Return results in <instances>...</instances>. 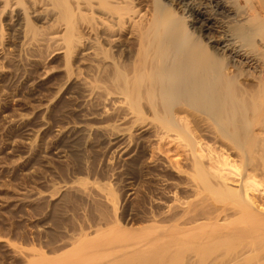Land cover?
Masks as SVG:
<instances>
[{"label": "bare ground", "instance_id": "bare-ground-1", "mask_svg": "<svg viewBox=\"0 0 264 264\" xmlns=\"http://www.w3.org/2000/svg\"><path fill=\"white\" fill-rule=\"evenodd\" d=\"M37 6L43 14H36ZM43 20L50 22L49 29L61 31L58 42L67 64L73 49L85 44V33L93 36V49H100L102 43L114 46V34L130 35L123 43L127 48L124 74L118 68L109 69L118 83L123 81L124 85L116 86L122 87L124 114L131 117L129 129L133 125L150 129L155 140L172 145L176 158L166 172L173 180L169 199L162 196L166 210L158 205L148 210L140 206L146 209H141L138 218L142 225L126 228L112 222L113 227L105 224L92 234L95 239L109 229L124 231L125 238L135 237L137 243L118 245L122 254L104 262L101 252L106 250V256L110 248L104 244L112 243L104 242V236V244L98 245L85 228L74 225L68 238L71 247L56 257L63 259L78 246H92L101 250L95 251L103 261L97 264H264V0H0V48L2 41L9 43L18 36L24 43L36 40L43 34L36 24ZM2 227L4 231L6 226ZM56 237L60 242L64 235ZM67 242L63 240L59 247ZM38 244L27 242L28 247L22 249L30 255L24 264H45L46 250ZM20 260L10 262L19 264ZM72 262L67 264L77 261Z\"/></svg>", "mask_w": 264, "mask_h": 264}, {"label": "rangeland", "instance_id": "rangeland-1", "mask_svg": "<svg viewBox=\"0 0 264 264\" xmlns=\"http://www.w3.org/2000/svg\"><path fill=\"white\" fill-rule=\"evenodd\" d=\"M225 5L223 4V6ZM36 9V14H43L42 7L37 6ZM145 10L146 8H143L142 11ZM224 12L232 16L228 9H224ZM11 23L13 20L8 21L9 26L13 25ZM49 23L47 20H43L42 23L37 22V31L42 30L44 35L39 32L41 35H37L34 38L36 40H26L27 44H25L23 39L18 36L9 43L7 40L2 41L3 47L1 45L2 49L0 48V230H2V232L0 231V264H12L10 261L13 259H21L20 261H23L19 264H24L30 257L28 253L22 251L23 248L28 247L27 242L28 244L35 243V245L39 242L43 244L39 243L38 246L46 250V258L49 260L46 259L45 264H67L69 260L71 263H73L72 260L77 261L76 264H97L107 258L110 260L106 261H111L113 255L115 258V255L118 256L119 252L123 251L118 249V245L137 243L138 240H135V237L134 240L125 238L124 231L118 233L113 229H109L110 232L106 230L103 234L94 236L96 238L93 239L92 234L95 232L93 230L104 227L105 224L113 227L115 222H118L122 227L125 225L126 228H134L133 226L137 227L143 224L138 220L142 210H148L155 205L161 206V210H163L167 202H164L162 196H168L169 199V190L173 183L166 172L171 170V164L176 158L173 156L172 145L168 144V141L155 140L150 129L142 128L141 125H135L136 127L133 125L132 129H129L131 117L129 119L124 114L122 87L120 89V86H116L123 81L118 83L117 79L113 78L116 76L113 71L119 69L124 74L125 47L123 43L124 38L130 37V35L114 34L112 35L116 41L114 46L102 43L100 49L98 47L93 49L90 42L93 36L84 32L85 44L73 49L68 60L69 68L63 53L64 50L59 47L61 45L58 39L61 31L58 28L55 30L56 27L49 29ZM7 31L9 35H14L11 31ZM102 48L105 51H102ZM107 48L109 49L108 54H106ZM107 87L111 90L109 91ZM134 127L137 129L136 131ZM125 139L126 141H124ZM77 182L79 183L77 184ZM85 182L87 183L85 184ZM109 190L112 192L110 193ZM99 191L101 194L98 196ZM104 196L109 200L106 201ZM111 200L112 202H110ZM93 202L96 206L93 205ZM73 203L75 204L74 208ZM88 205L90 209H88ZM32 206L33 208H31ZM140 206L146 209H142ZM54 222L55 225H53ZM3 225L7 227L4 231ZM74 225L76 229L79 225L83 229L85 228L84 231L89 233V237L92 236L98 245L99 243L103 245L105 240L112 243L111 245L104 244V247H110L106 256H104L106 250L102 251V254L99 252L100 255L95 252L96 250L97 252L101 251L99 248L91 246L94 250L92 251L91 247L86 248L84 245L85 247L78 246L71 250L67 253L68 255L63 256V259L57 258L59 253L62 254L63 251L66 252L65 249L69 250L71 247L68 238ZM55 228L57 229L55 230ZM69 230L70 232H68ZM77 231L75 230V232ZM17 235L20 237L17 238ZM56 235H64L66 238L63 237L64 239L62 238L59 242ZM104 236L106 237L104 238ZM107 236L110 237L107 238ZM34 237L36 241L33 239ZM103 238L104 242H102ZM21 239L26 243H22ZM96 239L98 240L95 241ZM63 240L68 242L66 246H63L64 248H61L62 246H59ZM6 241L12 243L13 246ZM95 243L94 245H96ZM57 246L61 251H55ZM110 249H114V252H110ZM92 252H95L94 255ZM21 255L22 258H18ZM97 255L104 258L99 257L101 260H98Z\"/></svg>", "mask_w": 264, "mask_h": 264}]
</instances>
